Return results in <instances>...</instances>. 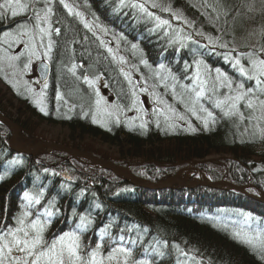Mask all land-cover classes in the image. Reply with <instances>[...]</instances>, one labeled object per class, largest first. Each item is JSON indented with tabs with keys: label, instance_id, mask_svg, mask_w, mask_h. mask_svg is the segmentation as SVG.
Segmentation results:
<instances>
[{
	"label": "trees",
	"instance_id": "16d2710c",
	"mask_svg": "<svg viewBox=\"0 0 264 264\" xmlns=\"http://www.w3.org/2000/svg\"><path fill=\"white\" fill-rule=\"evenodd\" d=\"M75 1L81 4L87 18L93 19L99 29H106V32L115 39L118 45L116 51L119 54H117L127 59L125 61L127 65L139 70L141 68L138 64L142 63L147 76L152 80L166 82L168 90H171L172 85L175 84L177 95L175 97L172 95V101L182 95V103L185 105V114L188 118L189 111H197L198 108L211 111L213 117L209 118L206 115L207 126L205 124L199 126L200 111L193 117V129L177 134L166 133L153 124L144 127L139 125V127L136 125L128 127L121 124L122 126L114 127L111 131H105L94 126L89 119L82 120L75 117L62 122L61 125L77 138L83 135L117 147L123 160L129 162L141 160L143 177L137 174L134 176L150 185L170 179L171 175L178 172L176 166L181 163H192L194 160L214 154H225L231 157L224 160L221 166L225 175L223 172L214 175L209 173L213 180L226 179L242 185L251 178L264 191V138L247 134L252 127L248 118L240 120L237 117L225 116L222 112L223 108L214 107L216 97L209 99V92H206L198 102L193 103L190 96H186L182 90L183 84L187 86L191 84V78L195 73L194 61L197 59H203L212 69L221 68L230 76L236 75V72L218 54L220 53L218 47L213 51L211 45L202 38L203 35H197L198 24L195 23L193 28L184 27V24L179 20L177 22L172 15H165L157 8L156 13L154 12L156 15L171 20L172 27L166 29L168 33L166 35L164 29L153 31L155 21L138 9L121 7L120 0ZM136 1L125 0V5ZM160 1L162 5L169 7L171 12H181L190 20L203 23L205 35H210L212 30L217 34L210 23L204 24L202 15L206 12L209 18L211 17L210 20H213V26L218 30L217 35L229 37L242 32L246 25L245 9L248 4L258 0H226V3L232 6V12L227 17L216 0ZM214 7L216 11H213ZM68 24L75 29L72 32L77 33V36L72 35L64 40L58 38L60 46H64L63 48L67 50H75L77 54L81 49L90 54L95 53V56H98V53L94 51L103 52V45L101 47L98 44L97 35H94L96 46H91L86 40L83 45L80 42L83 39L80 38V33H83L81 29L76 28V24ZM1 25L2 20H0V28L3 27ZM177 34L181 39L191 35L192 40H184L186 46L181 48L179 43L175 42ZM216 34L211 35L217 36ZM90 35L92 36L93 32H90ZM263 39L264 36L262 41ZM133 45L136 47L133 48ZM119 50H123L124 53H120ZM99 58L98 63L104 68L114 63L112 56L106 55V62L101 56ZM115 62L114 66L117 69L120 57ZM185 62H189L190 67L184 70L182 68ZM160 64H164L165 68L170 70L171 75L176 77L175 81L171 77L160 79L157 75L158 71L159 74L168 76L167 72L159 69ZM90 66L96 67V64L92 61ZM117 72L121 73L119 70ZM72 90L71 97L74 98L75 106L87 108L84 105L86 103L84 89L82 87L79 89L76 85ZM192 96L194 93L191 94V98ZM176 107L178 111L184 110L178 103ZM6 108L0 102L2 114L5 113ZM26 108L31 114L28 122H31L33 116L39 122H45L35 109ZM18 118L14 119V116H11L10 119L22 130L24 137L29 135L33 137L25 126L26 122H21ZM6 132L8 133L6 127L0 125V225L14 224V218L24 210L22 205L26 203L25 192L36 193L42 190L44 198L41 204L33 205L28 210L33 213L39 210L43 213L47 201L53 200L51 210L55 214L50 218L51 224L45 232V238L48 240L63 232L77 230L79 215L83 214L92 220L87 230L81 233L85 251H88L89 247L95 248L100 242L104 245L103 252L106 255L110 248L122 243L125 247L132 248L134 259L140 260L144 257L143 251L146 245L150 249L156 245L152 244L153 241L156 243L161 241L163 255L154 258L150 264H180L182 254L191 257L196 264H264V254L200 217V215L206 217L217 208L225 206L260 212L264 216V204L233 191L226 192L211 188L188 190L174 186L172 190H149L129 184L118 177H108L105 174L113 175V172L99 167L89 172L88 168L82 165L90 174L73 171L70 177L66 178L65 175L57 173V167L46 166L36 157L11 151L10 136ZM77 138L71 139L74 141ZM54 154L57 157L60 155L59 152ZM51 157L46 155L42 160L46 161ZM236 169H239L240 173H237ZM73 211L76 212V216H73ZM41 218L46 217L41 216ZM107 225L111 227L108 229V235L101 241L100 229ZM122 236L123 241L120 240ZM133 240L136 241L135 244L131 243Z\"/></svg>",
	"mask_w": 264,
	"mask_h": 264
},
{
	"label": "rangeland",
	"instance_id": "374dc122",
	"mask_svg": "<svg viewBox=\"0 0 264 264\" xmlns=\"http://www.w3.org/2000/svg\"><path fill=\"white\" fill-rule=\"evenodd\" d=\"M0 2H3V0H0ZM21 2L26 3L30 2V0H21ZM136 2H143V0H137ZM152 2L153 0H147L146 6L149 8L150 11L156 13V10L158 9L151 7ZM155 2L163 4L160 0H155ZM65 3L72 7L74 9V12L78 11L82 13L84 21H87L93 25L92 32H95L96 35L100 38L98 44L101 47L103 45V52L110 54V56H112V61L116 64L115 61H117L118 58L121 56H119L118 51H116L118 45L115 39L112 38L107 32L99 29L93 19H89L86 17L85 12L83 11L80 3L77 4L75 0H65ZM254 3L255 8L253 11H249L248 7H246L245 9L244 14H247L245 28L242 30V32L238 33V35H231L229 37H222L220 35H217L218 30L213 26V20H210L211 17L209 18L206 12H204V15H202L203 22L205 25L210 23V26H212L217 31V34L215 31L212 30L210 35H205L203 33L202 28L203 23L190 20L181 12H161H163L165 15H172V13L179 14L181 16L179 22L184 24V27L193 28L194 24L197 23V26H199L197 33H203V36H199H202V38H204V40L208 44V37H212L213 39L219 37L222 41L230 42V44L235 47L238 51H251L254 47L258 48L262 43H264V39L262 41V37L264 36V11L261 10L260 0ZM50 6L53 8L54 13L52 17V20L54 21L53 26L60 28V35H55V33H53L52 40L54 41V44L53 50L49 54V57H44L43 55H41L40 59H36L35 57H33L31 65L27 71L23 69V63H26L28 59L27 53L21 56L20 60L18 61H10L5 57L6 51L8 55H16L19 52H24L25 49L22 44L13 43L11 44V46H9L8 43H5V41L9 38L5 37L4 33H15L17 31L18 24L25 22L28 23L29 27H32L35 21L28 19V17L31 16L32 13L29 11L26 14H22L13 18L9 12L6 18L2 19L3 21L1 26H3L4 30H0V102L3 106H6L7 108L4 113L5 115L0 112L2 119L4 118L6 120V124L0 122V125L5 126L6 130L8 131V133L6 132V134H9L10 136L9 143L12 148V151H29L30 156L33 155L32 157H36L38 160L43 161L46 166L55 168L57 167V173L65 175L66 178L70 177V173L73 171H75L76 173L83 172L85 174H90L89 172H92L91 169L95 170L97 166L93 165L92 161L90 160L91 158H89L92 157L94 159L96 158L97 160H99L101 164H103L104 162L103 165L107 167L119 166L120 168H123L125 165L127 166L125 167L127 171H124L123 169H115L112 171L113 175L105 174L108 177H118V179H123L124 181L129 182V184L134 181L132 180V178H135L138 182H143L139 181L140 179L134 176V174H137L143 177L141 171L143 163L141 160H134L133 162L123 160L121 153L119 152V149L117 147L108 144L106 145L97 139L85 137L83 135L81 137L79 136L80 138H77L75 135H71L70 131L61 125L63 122L61 120L73 117L76 113V110L75 107L69 106L68 103L65 101V96H63L65 90L62 89V91H60L58 90L57 86H55L56 84H58L60 87H63L65 89L68 88V86L62 85V81H59V68L61 69V65H65V62L61 61L63 60V53L67 51V49L63 48L64 46H60L58 44V38H61L62 36L64 40V38H67L72 35L77 36V33L73 34L72 32L75 29H72L68 25V23H76V25L82 27H84V23L81 21L80 17L69 13V11L59 3V0H52ZM43 7V0H40V2L37 3L36 8L37 10H39ZM176 21L178 22L177 19ZM80 34V38H83L82 40H80V42L82 44L85 40L87 42L88 39H85L83 33ZM102 34L107 35L108 37H105ZM211 34H216L217 36ZM101 39L105 42L104 44L100 43ZM24 40L27 41V37H24ZM36 42L37 51L42 54L44 49L38 46L39 36L36 37ZM45 43H47V38H45ZM109 47L112 48V53L108 52L107 49ZM218 49L220 53L225 51V49H221L219 47ZM74 52L75 51L73 50V52L70 53L73 59L71 65H76V68L75 74H73L72 72L71 75L75 76L77 80H80L82 82L81 86L85 90L86 96L87 94H89L90 96L92 94V96L94 97V100L92 99V107L90 106L88 110L81 107L82 109L80 110V114L78 115L81 118H89L92 124L107 130L113 128V126H119L121 124H125L126 126L131 127V125L141 126L142 123L145 126L146 124H153L158 129L160 128L161 130L166 131V133H186L187 131L193 129L192 120L195 115H193V111H189L190 117L188 118L186 116V108L184 103H182V95L179 97V99L172 101L171 90H173V85L171 87V90H168L164 86L166 82L150 79L147 76L146 71H144L142 63L138 64L141 69L137 70L132 68L130 65H127L125 63L127 59L124 57V62L122 63L120 61L118 63L117 69L114 66V63H111V68L105 70V73H107L106 75L105 73H103L104 71L100 68V66L102 65L96 64V62L98 63L100 61V58L98 56L93 57V59H95V62L93 61V63L96 64V68L98 70H93L92 72L91 69H89L88 67L86 68L87 64L84 63L86 61L80 59L77 56V53ZM119 52L124 53L123 50H119ZM113 57H115V59ZM78 58L79 60H77ZM42 61H45L52 65V67L54 68L53 75L56 76L53 77V80L55 81L57 79V83L55 85H53V83L51 85V82H46L48 85L47 88L43 87L44 83L40 81L37 74L36 65ZM90 63L88 65H90ZM187 64L190 65L189 62H187ZM58 66L60 67L58 68ZM82 66H85V69L83 71L82 76H79L77 74V71L80 70ZM122 66L124 72H128L130 74L133 85L139 82L144 87L149 89L148 92L144 93L139 92L138 88L136 89L138 97L140 101H142V104L138 105L137 108H131V110V90L133 85H130L128 83V80L125 78L124 73L121 71ZM182 69H186V64H184ZM117 70H119L121 73L117 72ZM194 70L196 71L195 63ZM233 70L236 72L235 69ZM236 75L238 74L236 73ZM84 76H88L90 79H95L99 76L100 79L96 81L93 87H90L84 81ZM183 86L187 85L183 84ZM193 86L194 83L191 79V84L187 86V88L182 89L186 93V96H190V100L192 101L195 99V95L191 98V88ZM97 90L99 91L100 96L104 97V99L107 101L106 104L102 102L99 106V109L97 108V105L95 103L97 99ZM220 91L223 92L224 90L221 89ZM57 93L60 94V99H57ZM157 96L160 97V103H157ZM26 99H28L31 105H33L32 107H30V105H27V103L25 105L24 100ZM177 103L184 109L183 111H178L176 107ZM26 107L35 109L36 112L41 115L42 118H44L45 122H39L38 119L34 116L31 122H28L31 114ZM41 107L45 109L44 112L40 111ZM61 107H63L64 109L62 110ZM59 108H61V111ZM203 109L205 108H198L197 111H194L195 114L201 111L200 120H198L200 121L199 126L204 125V121L206 120L207 112ZM240 110L244 113L245 119H247L250 114L249 111L244 109L242 104L240 106ZM224 111L225 110L222 109V112ZM50 113L51 115H49ZM109 113H111V115H109ZM17 114L20 116V118H18ZM252 115L260 116L261 113L259 111H256L255 113H252ZM11 116H14V119H21V122H26L25 126L31 131L33 137H30V135V138L24 137L22 130L14 124L12 119H10ZM94 117L96 120L95 123L93 122ZM247 120L252 124V127L250 128L251 134L254 136H258L259 138H264V134H262L261 132V129H264V119ZM51 121L53 122L51 123ZM38 122L41 124H39ZM12 124L17 129H15ZM247 134H249L248 131ZM72 137L73 139H77L73 141L71 139ZM52 147H54V149H51ZM59 148H64V151L60 150ZM79 149L84 151H80ZM56 151L60 153L58 157L54 154ZM46 155H50L52 157L48 158V160L46 161L42 160L43 156L45 157ZM96 155L97 157H94ZM228 159H231L229 155L214 154L204 159L194 160L192 161V163H181V165L176 166L178 172L174 173L173 176L171 175L170 178L177 177L176 179L181 182L179 186L184 188L193 187L191 183L199 185L206 184L208 182L214 183L215 180L212 179L209 173L214 175L216 173L221 174L223 172V174L225 175L223 167L221 166L224 164V160ZM82 165L86 166L89 172L86 171ZM235 171L237 173L240 172L239 169ZM161 185L162 187L166 186V183ZM219 187L225 188V186ZM245 187L246 190L252 192V194H254L253 192H255L256 194L257 190H261L260 185L257 183H255V185L249 184ZM214 220L218 222L219 225L223 227L226 226L227 228H229L235 234L234 236L244 243H246L245 240L247 238H254L252 244H246L251 246L253 249L257 250L258 252H262L264 254V247H262V245H264V228H255L256 226H258L256 220L255 222H253L254 227L251 226L250 224L252 222V219L250 215H236L234 213L225 212L221 213V215L219 214L218 217L215 216ZM237 232H240L241 235L237 236ZM180 258V264H196L190 257L185 254H182ZM146 259L148 260V258Z\"/></svg>",
	"mask_w": 264,
	"mask_h": 264
},
{
	"label": "snow or ice",
	"instance_id": "6c2138e0",
	"mask_svg": "<svg viewBox=\"0 0 264 264\" xmlns=\"http://www.w3.org/2000/svg\"><path fill=\"white\" fill-rule=\"evenodd\" d=\"M40 0H30V2L22 3L21 0H3L0 2V19L6 18L7 14L10 12L13 18L26 14L29 11L32 13L28 17L29 20H34L35 23L32 27H29L28 23H21L17 26V31L15 33L6 32L5 37H8L5 43L9 46L13 43L22 44L25 51L19 52L16 55H8L5 52V57L10 61H18L21 56L27 53V62L23 63V69L27 71L31 65L32 58L40 59L41 55L44 57H49V54L53 50L54 41L52 40V35H60V28L54 27V21L52 17L54 15L53 8L50 6L52 0H43L44 7L37 10L36 5ZM59 3L66 8L69 13L74 14L81 18L84 23V27L93 30V25L87 21H84L82 13L75 11L70 7L65 0H59ZM216 3L223 10V14L227 17L232 12V6L226 3V0H216ZM147 0L143 2H133L129 5H125V0H120L121 7L129 6L134 9H138L141 13L145 14L147 17L155 21V30L164 29L167 35L166 29L171 28V20L163 19L161 16L156 15L154 12L150 11L146 6ZM261 10L264 11V0H260ZM152 8H159L163 12H170V8L162 4L156 3L153 0L151 4ZM249 11H253L255 8V3L247 5ZM216 11V8H213ZM42 13V14H41ZM173 19H181V16L177 13H172ZM219 19V15H217ZM186 22V21H185ZM44 25V26H42ZM106 32V29L103 30ZM182 31V30H180ZM227 34V33H226ZM93 35H96L93 32ZM197 35H203V33H197ZM39 36L38 46L44 49L43 53L37 51L36 37ZM27 37V41L24 40ZM45 38H47V43H45ZM98 39L99 36H97ZM87 39V37H85ZM209 44L213 51L217 47L225 49V51L218 53L222 56L225 62H227L233 69L236 70L238 75L230 76L221 68H210L205 64L203 59H197L194 61L196 66V71L191 78L193 80L194 86L191 88V92L194 93L195 99L193 103L198 102L202 97L205 96L206 92L210 93L209 99L216 97L214 100V107L225 109L224 115L228 117H238L240 120H244V113L240 110L242 104L243 108L249 111L248 119H264V43H262L258 48H253L251 51H238L233 47L230 42L222 41L219 37L213 39L212 37L207 38ZM184 40L191 41L192 36H186L182 39L177 34L176 43H179L180 47L183 48L186 45ZM101 44L105 42L101 39ZM136 45H133L135 48ZM109 53H112V48L107 49ZM115 59V57H113ZM120 61L123 63L124 58L120 57ZM146 63V61H142ZM247 65V66H246ZM190 65L186 62V69ZM76 65L72 66L70 71L75 74ZM159 68L168 73V76L161 75V80H165L171 77L173 81L176 80L175 76H172L170 70L165 68L164 64H160ZM125 78L128 80L130 85H133L131 76L128 72H124ZM84 81L93 87L100 77L95 79H90L88 76L83 77ZM165 88L168 87L167 84L164 85ZM47 88L48 85L45 82L43 85ZM187 88V86H181ZM144 93L148 92L149 89L144 87L142 84L137 82L132 86L131 90V108H137L138 105L142 104L140 101L137 90ZM223 89L225 91L221 92ZM42 94V93H41ZM173 97L177 95L175 91V84H173ZM96 105L99 109L101 103H107L104 97L100 96L99 91H96ZM60 94L57 93V99H60ZM157 103H160V97L157 96ZM119 107V106H118ZM171 110V109H170ZM207 112L209 118L213 117V113L207 109H203ZM41 112H44L43 107L40 108ZM155 111V110H154ZM259 111L260 116H254L252 113ZM111 115V113H109ZM193 115L195 112L193 111ZM95 123V117L93 118ZM118 122V121H117ZM205 126H207L208 121H204ZM145 125L142 123L141 127ZM262 134H264V129H261ZM44 198V192L38 191L36 193L25 192L24 200L26 203L22 205L24 209L17 217L14 218L13 225H0V264H150L147 259L137 260L133 258V250L130 247H125L122 243L108 250L105 255L103 252V243L98 242L95 248L89 247L88 251L84 250V245L81 241V233L86 231L87 228L92 224L90 217L83 214L79 215V224H77V230L63 232L59 235L54 236L51 240L45 238V232L51 224V217L54 216V212L51 210L53 207V200L47 201V206L44 208V212L40 213L37 210L35 213L28 210L33 205H40L42 199ZM76 212L73 211V216H76ZM41 216L46 217L42 219ZM111 225H107L100 229L99 236L102 241L104 236L108 235V229ZM237 236L241 233L237 232ZM123 241L124 237H120ZM254 238H247L246 243L252 244ZM135 244L136 241H131ZM264 247V245H262ZM161 255H163L161 253Z\"/></svg>",
	"mask_w": 264,
	"mask_h": 264
},
{
	"label": "bare ground",
	"instance_id": "6f19581e",
	"mask_svg": "<svg viewBox=\"0 0 264 264\" xmlns=\"http://www.w3.org/2000/svg\"><path fill=\"white\" fill-rule=\"evenodd\" d=\"M89 44H91V40L88 39L87 41ZM72 51L69 49L67 51H65L63 54V60L61 62H65L64 64L65 65H61V69L59 68L60 66H58L59 68V80L62 81L63 83L62 84H65L66 81H69L71 79V73L72 71H70L71 69V64H72V57L70 55ZM77 56L80 58V59H83L87 62H92L94 61L95 62V59H93V55L88 53V51L84 50V49H81L80 51L78 50V54ZM79 58L77 60H79ZM96 64H99L96 62ZM79 88L81 87L80 84H76ZM65 89V88H64ZM67 89V88H66ZM65 89V92H68L67 90ZM87 97H92V94L91 96L89 94H87ZM251 134V132L249 133ZM252 135V134H251ZM259 141V140H258ZM238 170V169H236ZM240 173V172H238ZM248 178V177H247ZM167 182H171V181H167ZM228 186H230L232 189H234V191L244 197H247V198H250L252 199L253 197H251V195H248L247 194V190H246V185H249V184H252V185H255L254 181H252L251 178H248V180L245 181V184H236L235 182H231L230 180H226L225 181ZM168 185V189L172 190L173 189V185H171V183L167 184ZM172 194V192H171Z\"/></svg>",
	"mask_w": 264,
	"mask_h": 264
},
{
	"label": "water",
	"instance_id": "95a60500",
	"mask_svg": "<svg viewBox=\"0 0 264 264\" xmlns=\"http://www.w3.org/2000/svg\"><path fill=\"white\" fill-rule=\"evenodd\" d=\"M37 69H38V74L40 76L41 81H46L47 78H48V76H49V66L47 64H45V63H42V64H39L38 65V68ZM0 120H2V117H0ZM3 121H5V120H3ZM59 149L62 150V151H64V149H62V148H59ZM91 160L94 163L99 164V163H97V161L95 159H92L91 158ZM100 166L101 167H104L102 165H100Z\"/></svg>",
	"mask_w": 264,
	"mask_h": 264
}]
</instances>
